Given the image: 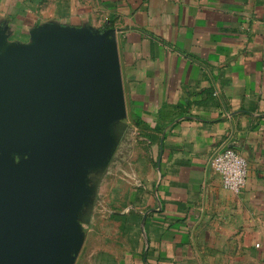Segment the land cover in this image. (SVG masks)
<instances>
[{
    "label": "crops",
    "instance_id": "crops-1",
    "mask_svg": "<svg viewBox=\"0 0 264 264\" xmlns=\"http://www.w3.org/2000/svg\"><path fill=\"white\" fill-rule=\"evenodd\" d=\"M48 23L115 30L147 151L140 188L83 215L75 264H264V0H0L8 43ZM225 148L248 163L240 194L209 165Z\"/></svg>",
    "mask_w": 264,
    "mask_h": 264
},
{
    "label": "water",
    "instance_id": "water-1",
    "mask_svg": "<svg viewBox=\"0 0 264 264\" xmlns=\"http://www.w3.org/2000/svg\"><path fill=\"white\" fill-rule=\"evenodd\" d=\"M0 26V264H75L91 171L128 116L115 30Z\"/></svg>",
    "mask_w": 264,
    "mask_h": 264
},
{
    "label": "rangeland",
    "instance_id": "rangeland-1",
    "mask_svg": "<svg viewBox=\"0 0 264 264\" xmlns=\"http://www.w3.org/2000/svg\"><path fill=\"white\" fill-rule=\"evenodd\" d=\"M19 40L22 42L25 39L19 38ZM130 121V117L127 116L126 119L116 123L114 126V133L118 144L112 161L107 166L90 172L89 186L92 189V195L87 208L82 213L83 215L90 213L89 210L91 211L92 206L96 204L99 196L103 197L106 203H109L113 197V192H119L120 195H123L122 193L124 192L128 195L130 191L140 186V182L135 181L134 175L142 174L141 167L139 165L134 166L133 163L143 164V157H145L147 151L144 150L145 147L142 145L143 139L140 134V129L137 130L133 126L134 123L132 122L131 124ZM126 132L128 134L125 140ZM90 226L91 224H87L85 228L83 227L87 240L89 237L88 234H90ZM98 236V231L91 235L92 240H89L87 246L89 247L90 243L93 244ZM87 251L89 250L85 248L83 255H86Z\"/></svg>",
    "mask_w": 264,
    "mask_h": 264
},
{
    "label": "built area",
    "instance_id": "built-area-1",
    "mask_svg": "<svg viewBox=\"0 0 264 264\" xmlns=\"http://www.w3.org/2000/svg\"><path fill=\"white\" fill-rule=\"evenodd\" d=\"M211 169L218 174L223 187L234 194H240L248 180L246 158L233 148H225L213 155L209 161Z\"/></svg>",
    "mask_w": 264,
    "mask_h": 264
},
{
    "label": "trees",
    "instance_id": "trees-1",
    "mask_svg": "<svg viewBox=\"0 0 264 264\" xmlns=\"http://www.w3.org/2000/svg\"><path fill=\"white\" fill-rule=\"evenodd\" d=\"M137 125L140 126V122H137Z\"/></svg>",
    "mask_w": 264,
    "mask_h": 264
}]
</instances>
